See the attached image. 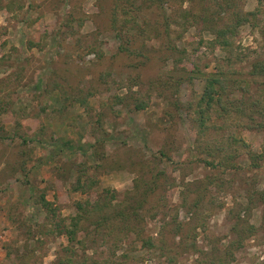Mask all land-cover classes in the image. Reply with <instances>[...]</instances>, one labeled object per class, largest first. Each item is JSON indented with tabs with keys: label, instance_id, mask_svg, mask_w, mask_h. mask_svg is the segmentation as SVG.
I'll use <instances>...</instances> for the list:
<instances>
[{
	"label": "rangeland",
	"instance_id": "374dc122",
	"mask_svg": "<svg viewBox=\"0 0 264 264\" xmlns=\"http://www.w3.org/2000/svg\"><path fill=\"white\" fill-rule=\"evenodd\" d=\"M214 1L0 0V264L71 258L56 224L88 198L72 191L80 166L100 180L90 194L135 191L118 204L138 215L85 253L77 245L76 260L264 264V130L250 120L264 121L253 68L264 61V1H231L250 21L228 31L226 48L213 30L230 10ZM210 76L228 106L202 127L194 107ZM137 97L147 108L134 110Z\"/></svg>",
	"mask_w": 264,
	"mask_h": 264
},
{
	"label": "trees",
	"instance_id": "16d2710c",
	"mask_svg": "<svg viewBox=\"0 0 264 264\" xmlns=\"http://www.w3.org/2000/svg\"><path fill=\"white\" fill-rule=\"evenodd\" d=\"M231 1L232 0H223V2H219L218 0H216V2L214 1L217 6L221 7L225 4L230 10V15L227 16L230 17L228 22H224L223 25H221V22H217L216 25H218L219 27L215 29L213 28L216 43H218V45L220 46L222 45L225 48L228 47L227 45L229 43L226 38L228 31L233 34L237 31L240 24L250 21L246 13H243L240 9L234 10L236 9V4ZM258 1L262 3L264 0ZM183 11L184 12L182 14L180 13V16L182 17L190 18L192 15H195L185 10ZM257 11H259V8L257 9ZM123 51H125V53H132L130 47L123 48ZM253 68L255 74L264 75V61L255 62L253 64ZM219 81V78L216 76L208 77L205 83V90L195 104L196 106L194 107V115H196L202 127H205L204 124H206L207 120L209 122L211 121V111L214 107L221 105V107H223V111L227 110L228 105H224L223 98L225 97L228 99V94L225 90L226 87L224 85V87H216V84H218ZM78 102L83 108L88 106L86 100H78ZM147 105L148 104L145 100L137 97L135 98V102L133 103V108L134 110H143L147 108ZM1 111L2 110L0 109V114L2 113ZM250 120L258 125L259 129L264 130V121H258L255 114H252L250 116ZM254 155L255 152H253V156ZM257 155L262 158V155ZM253 156L252 160L255 161ZM233 159V157H230V160ZM206 163L208 165L213 164L212 161H206ZM256 166L258 167V165ZM233 167L236 166L233 165L232 168ZM79 169V174L77 175L76 182L72 186V191L88 194V198H86L84 201H77L75 203L77 214L71 217L68 224L64 223L65 220H62V222H58L56 224L57 228L61 227V230L64 229V235H66L69 242L68 246H65V249L68 250L71 254V258L59 259L57 264H85L86 261H78L75 259L77 254V245H79L82 252L85 253L86 244L88 242L95 241L101 232H104V230H107L108 228L112 231L114 227L120 228L121 230L127 229L129 227L130 220L132 218L134 219V217H137L138 215L137 209L130 210L128 206L120 208L118 204V202L124 204V202H128L129 200L131 202V200H133V198L137 196L135 191L126 192L127 198H124L122 201H116L119 197L118 191L109 187L102 188L100 193L96 192V194H90L94 187H96L100 183V180L95 175L91 176L86 174L85 166H80ZM85 175L86 178H84ZM153 180L156 181L155 179ZM150 191L148 190L141 194L138 193L140 197V207L144 206L146 199L151 195ZM132 193L134 194V196L132 195ZM113 201L117 203H114ZM39 203L55 215L56 208H53L52 202L47 200L44 194H41V200ZM113 208H116V210L113 211L114 213L108 214V210H111ZM83 223H86L87 225H84ZM89 229H91L92 231H90ZM144 243H147L150 246L153 244V241L149 238L145 240ZM230 255L231 257H233L232 253Z\"/></svg>",
	"mask_w": 264,
	"mask_h": 264
}]
</instances>
